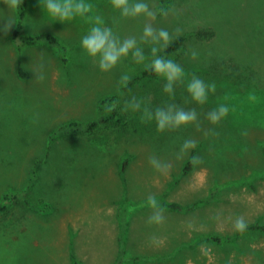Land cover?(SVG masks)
<instances>
[{"label":"rangeland","instance_id":"1","mask_svg":"<svg viewBox=\"0 0 264 264\" xmlns=\"http://www.w3.org/2000/svg\"><path fill=\"white\" fill-rule=\"evenodd\" d=\"M29 2L27 31L58 34L69 46V60L64 63L47 44L19 52L11 38L17 9L0 0V201L6 192L18 195L9 211L0 213V264H74L73 245L83 264H264V231L235 236L234 227L238 217L264 224V0H143L155 19L123 17L111 0H89L90 15H101L121 39L135 37L146 57L137 63L129 53L110 72L100 71L81 47L91 27L87 17L54 21L40 0ZM7 18L14 23L5 34ZM146 24L168 29L174 39L177 28L186 36L183 47L167 57L186 73L174 84V95L163 91V77L140 76L151 62V48L161 47L142 40ZM208 28L214 36L201 38L199 32ZM191 50L199 53L197 59H191ZM19 57L26 78L17 72ZM34 71L44 79H35ZM125 74L135 78L129 87L120 83ZM193 74L216 85L203 105L186 91ZM104 95H115L135 125H104L71 137L53 134L61 123L96 118ZM133 99L140 110L124 111ZM169 104L195 109L200 127L159 132L155 121H141L145 108L154 112ZM219 104L230 111L213 125L207 113ZM187 139L197 146L185 153ZM194 150L203 163L184 172ZM127 153L132 158L123 176ZM212 192L209 203L164 211L163 223H148L150 194L165 210L170 209L161 204L165 199L189 206ZM118 225L124 261L127 251L139 256L130 263H112Z\"/></svg>","mask_w":264,"mask_h":264},{"label":"clouds","instance_id":"2","mask_svg":"<svg viewBox=\"0 0 264 264\" xmlns=\"http://www.w3.org/2000/svg\"><path fill=\"white\" fill-rule=\"evenodd\" d=\"M3 3L7 5L10 10L18 9L23 0H3ZM112 7L119 10L123 17H137L144 15L148 18L155 19L156 12H154L148 5V3L136 2L130 4L129 0H111ZM40 6L54 21L66 22L76 19L77 17H87L91 27L88 28L87 32L81 37V47L87 53L88 56L92 57L100 71L110 72L121 62V59L127 57L129 53L132 54L133 59L137 63L145 61L146 57L143 50L137 46V40L135 37H126L121 39L119 36L113 33L111 27L105 26L103 17L99 14L90 15L93 13L94 5L89 0H40ZM169 11H164L163 15L167 16ZM7 22L3 24L2 30L7 34L14 20L11 18L6 19ZM183 29H175L176 38L182 34ZM173 35L170 34L166 28H153L151 24H146L143 28L142 40L144 42H151L154 45H161L160 48H151V62L144 65L146 71H152L157 76L163 77L167 83L164 85L163 91L170 95H174L173 86L177 82H183L185 78V70L183 66L173 59L166 58L163 55H158L161 50H166L173 42ZM191 59L195 60L198 58L199 53L196 50H191ZM35 72V71H34ZM36 73L35 79L42 81L44 76L42 73ZM131 77L127 74L120 77V83L123 86H127ZM186 91L191 95L192 99L198 104H205L208 100L209 92L214 93L216 91V85L214 82L207 83L199 76L193 74L186 83ZM255 100V96L249 97ZM115 105L108 107L111 111ZM134 112H138L141 108L139 102L135 99L131 104L125 103L124 111L128 108ZM230 108L227 104H219L217 107L207 113V120L213 124H219L229 114ZM198 114L195 109L185 110L184 108L178 107L174 104H169L167 109L163 107H157L154 112L148 108L144 109L143 115H141V121H155L157 131L164 132L166 130L179 129L182 126H188L190 124H196L197 128L200 127L197 122ZM247 135L245 131L242 133ZM211 135H218V133L212 131ZM197 141L195 139H187L182 145V151L187 152L188 150L195 149ZM149 163L155 167L158 171L160 166L156 161L155 157H149ZM191 163L193 166L203 163V160L199 156H192ZM147 205L152 209V214L148 218V223L161 224L164 222V209L160 207L155 195L147 196ZM234 227L237 231L243 233L247 229V223L243 217H238L235 220Z\"/></svg>","mask_w":264,"mask_h":264},{"label":"trees","instance_id":"3","mask_svg":"<svg viewBox=\"0 0 264 264\" xmlns=\"http://www.w3.org/2000/svg\"><path fill=\"white\" fill-rule=\"evenodd\" d=\"M166 1V0H164ZM31 8V2L29 0H23V3L21 6L17 9V20L16 24L11 31V38L13 43L15 44L16 48L19 52H22L24 48L30 47V46H36L39 44H47L52 48H55L56 51L59 53L60 58L64 63L68 62L69 57V46L61 39V37L56 34L53 31H39V32H28L26 28V17L28 13L30 12ZM212 29H203L199 32V36L201 38H210L214 36V32H212ZM186 36L180 35L178 38L173 39V42L171 45L166 49L163 50L162 54L166 58L169 55H172L176 52H178L185 43ZM23 65V60L21 57L18 59V70L20 77L26 78L27 72L25 71ZM140 76H156V74L152 71H146L145 69L141 71ZM135 78L131 79L128 82V87L131 86L134 83ZM126 87V88H128ZM115 105V107L112 108L111 111L108 110V107ZM141 118V116H140ZM134 117H130L128 121V116L126 113H124L116 104V96L115 95H104L100 98L99 101V109H98V115L96 118L89 120V121H83L79 119H73L64 123L59 124L55 129L53 134L59 135V136H65V137H71L76 136L81 133H94L97 129H99L101 126L104 125H127L130 123V125L134 124ZM142 123V122H141ZM140 123V124H141ZM196 150H194L190 156V158L187 161V165L185 167L184 172L190 170L193 165L191 163V157L195 156ZM132 158V155L127 153L123 156L121 160V175L124 176V173L128 167V164L130 162V159ZM13 192H6L4 195V198L2 201H0V213H7L10 209V204L13 202V200L17 197ZM214 199V193L212 192L208 197L198 199L189 206H184L178 202L169 201V200H161V204L164 205L167 208L174 209L177 211H189L192 209L197 208L198 206L202 204L209 203ZM48 209L49 206L47 204L44 205V209ZM264 231V224H261L259 222H253L250 224H247V229L241 233L239 231L236 232L235 236L241 235L244 233H248L251 231ZM126 233V230L122 228V232ZM122 235V233H121ZM216 239V238H215ZM120 242H121V256L119 257V260L117 263H122L124 261V245L123 241H121L120 236ZM73 263L74 264H82L72 253Z\"/></svg>","mask_w":264,"mask_h":264},{"label":"crops","instance_id":"4","mask_svg":"<svg viewBox=\"0 0 264 264\" xmlns=\"http://www.w3.org/2000/svg\"><path fill=\"white\" fill-rule=\"evenodd\" d=\"M165 211H167V212H176L174 209H165ZM120 229H121V226L120 225H118V226H116V230H115V240H116V243L114 244V247H115V250L113 251V253H114V258H113V262L112 263H117L118 262V260H119V253H120V251H121V249H120V245H121V242H120V236H121V231H120ZM125 234V233H124ZM76 235H74V237H75ZM74 246V245H73ZM73 246H72V249L69 251V253H70V258H71V261H73V258H72V253H74V255H75V257L83 264L85 261L84 260H82V257L79 255V253L76 251V248L74 247L73 248ZM113 247V248H114ZM128 256H127V258L128 259H125V261H124V263H130V258L131 257H133V259L135 258V257H139L138 255H131V254H129V251H127V253H126ZM142 256H144V255H142ZM145 257V256H144ZM142 261H144V260H141L140 262H142ZM146 262H148V260H146Z\"/></svg>","mask_w":264,"mask_h":264}]
</instances>
